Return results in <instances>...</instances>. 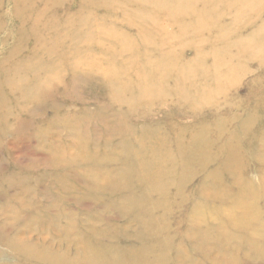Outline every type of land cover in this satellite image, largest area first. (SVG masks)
<instances>
[{
  "label": "rangeland",
  "instance_id": "rangeland-1",
  "mask_svg": "<svg viewBox=\"0 0 264 264\" xmlns=\"http://www.w3.org/2000/svg\"><path fill=\"white\" fill-rule=\"evenodd\" d=\"M185 1L187 2V0L139 1L144 4H139L138 7L142 5L143 8L154 7V9H159L158 15L160 17L166 16L168 20L178 18V22L175 21L163 27L165 31L173 35L167 42L158 39L162 33V22L153 21L155 19L153 16L148 19L147 25L154 28V35L151 32L147 33L152 38L154 36L157 38L155 39V45L145 44L144 38L135 39V43L146 45V51L144 50L141 53L146 55L148 50H154L161 54L162 51L167 50L171 57L173 56L175 62L181 66L192 63L194 67L200 63L205 65L203 69H209L211 72L214 70L217 75L221 70L219 62H215L217 59L226 58L225 66L227 67L230 59H237V61H232L231 64L237 62L233 68L241 66L243 73H239L238 76L233 73L232 77L225 78L227 81L224 82L225 87L223 90L217 87L215 93L211 95L212 98L217 95L214 103L213 101L211 103L199 101L188 105L179 100L181 96L179 93L174 92L170 97V106L162 107L156 101L140 104L141 102L136 101V95L135 97L128 96L131 100L122 103L139 104H135L136 107L133 109L132 107L135 105L127 107L126 105L120 106L123 105L120 104L119 109L116 110L119 113H128L125 124L132 128L131 137L128 138L130 140L125 142L127 145L124 144L125 149L121 144L126 140L122 133L117 132V130L114 131V129L104 131L103 124L94 119V114L98 109L96 103H112L110 100L103 101L101 97L90 98L88 96L89 90H86L84 86L81 87V85L73 88L70 94L65 92L64 95L62 94L63 87L57 88L54 91L57 100H55V95H51L48 97V101H56L60 106L58 111L62 115L81 114L84 117H89L90 122L86 121L89 123V125L86 124L87 130H83V133L79 135L65 132L62 129L64 125L58 124V131L55 130L56 127L51 130V134L54 135L53 140L47 135L40 141L39 145V140L32 139L25 141V143L20 141L15 149L14 145L18 139L11 134L7 135V140H0V178L10 174L16 175L18 172L23 173L25 170L24 179L28 181L24 185L25 193L20 200L26 206L25 209H22L21 204L15 199L8 204L5 201H0V264H88L78 257L79 254L87 252L86 250L84 252L80 251L82 246L79 245L81 240L83 242V235L85 234L92 242L91 244L99 247L98 250H107L108 253L114 256L111 261L101 260L97 263L125 264L122 260L125 256L118 255L117 251L126 248L128 253L130 248L137 245V242L132 238L133 234L140 235L139 219H146L145 221L148 222L151 214L158 215L160 218L164 215L165 228L154 234L147 235L145 233L144 242L159 253L161 249L159 240L167 239L169 241L168 248L160 253L164 257L162 259L163 264H180V259H188L191 256L199 264H210L218 260H221V264H264V256L256 252L257 250L249 252L246 245L239 244V240L244 241L242 234L247 230L231 228L232 226L227 225V223L224 224L227 225L230 240H228L226 234L223 235L224 231L220 230L217 224L212 225V223L211 228H209L210 224L207 228H205L206 226L196 227L193 225L195 223H192V219H189L191 227L205 231L204 240H201L200 243L194 242L191 245L189 240L192 238L187 236L183 237L185 241L181 240L182 243L177 242L180 236L188 230L187 226L189 225H187L188 223L185 224V221L188 220L186 211L195 202H203L202 204L207 205V208L215 209L218 217L230 213L233 216L242 217L245 213L244 210H231L232 207L229 205L234 202L232 198L244 188H249L250 184L258 190V193H264V188L261 187V182L264 181V157L260 156L264 155V144L256 146V142L260 138V131L263 132L264 141L263 121L258 117L251 120L250 128H248L250 135L247 136L248 138H241L240 147H242V151L240 150L235 155L239 160L238 163L228 164L229 167L225 170L220 168V164L225 161L226 156L218 151L222 140L233 133L234 125L241 126L244 123L242 113L245 110L254 109L259 111L261 108L264 109V39L257 46H253L256 49L261 45L260 50L262 52L248 54L246 58L245 56L239 57V55L244 54L241 52L243 50L237 52L236 46L230 43L234 40V35H231L232 31L237 30L239 32L237 37L240 36L241 32L242 38H244L247 33L251 32L252 26L260 27L264 25V0H252L242 7L237 6V0H188L191 4H187ZM76 4L77 0H69L64 10L72 11L76 8ZM0 7L3 16V14L13 9L12 0H0ZM204 8H208V10ZM256 8L262 10V13L255 10ZM253 10L255 11L250 14ZM58 12L56 11L55 15L51 12L48 17H45L49 18L54 15V18L59 21L60 14ZM179 16L185 17L179 19ZM190 16H198L200 23L195 27L189 26V28L185 27L184 24H180L183 21L186 25H192ZM250 17L255 19V22L251 23ZM3 18L5 25L9 27H15L17 24V21L14 20L15 16L6 15ZM209 19L210 22H207ZM119 25L123 27V30L130 33L138 28L136 22L134 25H124L122 21ZM219 28L224 29L222 34H219L220 37L216 36ZM83 29L86 30V27ZM68 30L69 28H66V31ZM56 31H58L57 27ZM180 32L185 35H181ZM5 35H7L6 31L1 33L0 39ZM12 40L14 39H9V41ZM219 42H222L223 47L218 48ZM63 46L69 47L67 43H64ZM260 61L262 62L260 63ZM66 71V68H63L59 73L61 79ZM71 72L77 73L79 77H86L85 75L91 77L106 76V73L100 75L97 70L77 71L72 69ZM130 73H133L136 77V71H130ZM189 74L193 78L192 80L199 82V84L201 80L210 82L214 78L193 70ZM69 81L68 77L65 78L64 85L69 84ZM221 85H223V82ZM202 92L206 91L201 89ZM220 92L221 94L218 95ZM129 98H126V100ZM150 103L154 104L150 105ZM37 105L33 104L30 107L38 108ZM43 105L48 106V108L41 109L34 115L43 116L46 119L51 118L53 115V109L50 107L51 103H41L40 107H44ZM107 109L108 115L112 116L110 122H113L116 120L114 117L115 111H111V106ZM229 110L230 112H228ZM25 112H28V110H25ZM113 112L114 114H112ZM23 115L26 116L25 113ZM43 117L38 120L44 119ZM39 127L37 125L33 133L36 134ZM204 129L207 131L206 137L200 140V145L197 148L203 151V146L207 143L210 144V147L206 149L203 159L200 157L193 158L191 154L197 148L193 150L191 148L192 144L189 145L190 137L191 135L198 136ZM217 129H219V132L216 131ZM248 144H252V148L246 151ZM51 147L57 148V154L52 151L53 148ZM139 148L143 150H138ZM28 152H34L35 155ZM83 152H88V155L85 156ZM133 152H139L138 160H145L154 153V161L158 159L164 167L166 165L165 168L175 170L172 174L161 177L162 182L160 183L163 184V188L160 192H162V201L165 200L166 207L163 204H156L150 214H145L147 212L143 211H140L139 214L138 210L135 211L132 206L124 203L118 206V200L123 198L125 193L107 196L108 190L100 192L95 191L96 188L92 187V184L100 183L102 179H105L103 177H107V173H112L116 178H119L123 174V166L119 163V160L125 154L132 155ZM8 153H12L13 156L8 157ZM15 156L20 158L16 159ZM38 157L49 158L51 162L49 164L46 162L45 164L39 163L40 158ZM170 157L174 160L172 162V159H169L168 163ZM58 158H60V162H58ZM181 160H186V162L184 164L180 163V167L177 168L178 163L174 162H181ZM15 165L17 167H14ZM111 170L113 172H110ZM153 171L154 168H151L149 170L151 173L146 177L147 180L138 182L136 188L144 184L150 185L153 178L156 179L153 181H157L158 177L152 173ZM213 173H216V175H213ZM6 186L7 183L2 187L0 186V194L3 190H6ZM18 190L19 185L14 183L9 191L1 194V197L12 195L15 192L19 193ZM150 191L148 195L151 199L157 200L158 197H161L160 192H156L154 189ZM28 192H31L33 197L30 196V198ZM222 192L228 194L226 199L208 200L209 202L201 201L203 197L210 199L215 193ZM120 196L121 198H119ZM255 201L260 209H258V213L255 212L248 219L264 222V197L260 199L259 196ZM248 202L249 204L255 203L250 200ZM29 205H32L38 211L37 215L30 211V208L28 209ZM113 207L118 208L117 212ZM160 207L165 210H159ZM165 211L167 212L165 213ZM58 212L62 213L58 216L60 217V220H58L60 227L54 219ZM65 215L71 217L70 221H76L72 224L74 231L66 233V236L72 237L75 244L78 243L77 248H59L60 245L57 240L61 227L70 225L64 219ZM89 229H92L95 234L92 235ZM217 234H220V237H217ZM237 237L238 241L234 244ZM226 241L231 243V247L228 249L229 252H227L225 258L233 255L234 263H231L232 258L230 260L218 258L220 253L225 250V245L222 246L220 243ZM178 245L181 247V254L176 251ZM232 247H238V249L235 253L230 254ZM186 251H189V253H186ZM98 253L95 254V258L99 260L101 252ZM53 256L57 259L53 258L54 261H50L49 257ZM150 263L152 262H148V264Z\"/></svg>",
  "mask_w": 264,
  "mask_h": 264
},
{
  "label": "bare ground",
  "instance_id": "bare-ground-1",
  "mask_svg": "<svg viewBox=\"0 0 264 264\" xmlns=\"http://www.w3.org/2000/svg\"><path fill=\"white\" fill-rule=\"evenodd\" d=\"M68 1L69 0H12L13 9L8 13L3 14V16L1 15L2 10L0 7V36L4 31L7 33V35H5L6 38L3 37L0 39V140H7V135H13V137L18 139L14 145L15 149L17 148V143H20V141L25 143L27 140H39V145L40 141H42L47 135L53 140L54 135L51 134V130L56 127L55 130L58 131V124H63L64 126H62V129L65 132H70L72 134L79 135L83 133V130H87L86 124L89 125V117H84L81 114L64 116L58 111L60 106L56 101H48V97L51 95H55V100H57V95L54 91L59 87H63L62 94L64 95L65 92L70 94V92L73 91V88L81 85V87L84 86L86 90H89L88 96L90 98L92 97V99H94L95 97H101L103 101L110 100L112 103H96L98 109L94 114V119L103 124L104 131L114 129V131L117 130V132L122 133L126 138L124 143H121L123 149H125L124 144L127 145L125 142L130 140L128 138L131 137L130 133L132 128L128 124H125L128 113H119L116 110L119 109L120 104H123L120 106L126 105L127 107L139 104L122 103L131 100L128 96L135 97L136 95V101L138 100V102H141L140 104H142V102L149 103L156 101L159 102L162 107L170 106V97L174 92L179 93L181 95L179 100L188 105L190 103L195 104L199 101L202 103H211L213 101L214 103L217 95L214 96V98H212L211 95L215 93L217 87L223 90L225 87L224 82L227 81L225 78L232 77L233 73L237 76L239 73H243V70L240 68L241 66L233 68L237 62L231 64L232 61H237V59H230L228 67L225 66L227 61L226 58L217 59L215 62H219L221 68L217 75V72L214 70L211 72L209 69H203V66L205 65H201L200 63H198L199 65L196 64L194 67L192 66V63H187L181 66L179 63L175 62L173 56L171 57V54L167 50L162 51L161 54H158L154 50H148L146 55L142 54L141 52L146 48L145 44L155 45V39L157 38L156 36L152 38V36H149L147 33L151 32L152 35H154V28L147 25L148 19L153 16L155 18L153 21L162 22V33L158 39L167 42V40L173 37V35L170 34V32L165 31L163 27L172 24L177 21L178 18L168 20L166 16L160 17L158 15L160 10L157 8H143L142 5L138 7L139 4H144L139 2L141 0H111L110 2H107L109 0H77L76 8L72 11L64 10ZM251 1L252 0H237V6L242 7ZM135 2L137 6L136 4L134 5ZM186 3L191 4L188 0ZM204 9L208 10V8ZM255 10L262 13V10L259 8H256ZM50 11L52 14L59 11V21L54 18L55 14L46 18L51 13ZM6 15L15 16L14 20L17 21L15 27L5 25L3 17ZM183 17L185 16H179V19ZM189 18H191L190 21L192 20V25H186L183 21L180 22V24H184L185 27L187 26L189 28V26L195 27L200 23V18H198V16H190ZM249 19L251 23L255 22V19L251 17ZM122 21L124 22V25H134L136 22L138 28L133 31V33L125 31L123 30V27L119 25ZM207 22H210V19ZM56 27L58 28V31H56ZM84 27H86V30L83 29ZM127 27L130 28L129 26ZM66 28H69V30L66 31ZM223 31L224 29L219 28L216 36L220 37L219 34H222ZM263 31L264 25H261L260 27L252 26L251 32L247 33L244 38H242L241 32L240 36L237 37V33H239L237 30L231 32V35H234V40L230 41V43L236 46L237 52L243 50L241 52L244 53L239 55V57L245 56L246 58L248 54L252 55L255 52H262V50H260L261 45L256 49L253 46H257L263 41ZM180 34L185 35L181 32ZM145 35H147V37H145ZM12 38L14 40L9 41V39ZM140 38L145 39L144 45L135 43L134 40ZM64 43H67L69 47H64ZM220 47H223L222 42H219L218 48ZM261 62L262 61H260V63ZM213 66L215 65L213 64ZM63 68H66L67 71L61 79L59 73H61ZM72 69L77 71L97 70L100 75L106 73V76L91 77L85 75L86 77H79L77 73L75 74L71 72ZM191 70L199 74H206L209 77L213 76L214 78L210 82L201 80L199 84V82L197 83L192 80L193 78L189 74L191 73ZM130 71H136V77H134V74L130 73ZM67 77L70 79L69 84L64 85L63 81ZM222 82L223 85H221ZM201 89L206 92L201 93ZM221 92L218 95H220ZM126 98L129 99L126 100ZM41 103H51L50 107L53 109V115L51 118L46 119L43 116L34 115L41 109L48 108V106L44 105V107L41 108ZM33 104H38L37 106L39 107H30ZM153 104L154 103H150V105ZM110 106L113 109H111V111H115V114L114 112L112 113L116 118L113 122H110L112 116H109L106 112L108 110L107 108ZM135 107L136 105L133 106L132 109ZM25 110H28V112H25ZM259 111L254 109L245 110V112L242 113L244 123L241 126L235 124L234 126L236 128L234 127L233 133H230L229 137L222 140L218 147V151L223 153L226 156V159L220 164V168L225 170V168L229 167L228 164L234 165L239 162L235 155L242 149V147H240L241 138H246L250 135L248 128H250L251 120L258 117L264 123V109L261 108ZM228 112H230V110ZM23 113H25L26 116H24ZM40 117H43L44 119L38 120ZM34 123L36 124L35 126L33 125ZM37 125L40 127L37 128L38 132L35 134L33 132ZM30 130L33 131L29 132ZM216 131L219 132V129ZM220 132L222 133L223 131ZM206 134L207 131L204 129L198 136L191 135L189 145L192 144L191 148H193V150L200 145V140L204 139ZM259 137L256 146L264 144L262 131H260ZM209 147L210 144L207 143L203 146V151H200L197 148L196 151L192 152L191 156L193 158L200 157L203 159L205 157V151ZM251 148L252 144H248L245 150L249 151ZM138 150L143 149L139 148ZM52 151L57 154L58 150L57 148H53ZM28 153L35 155L34 152ZM84 154L87 156L88 152H85ZM7 156H13V154L8 153ZM138 156H140L139 152H133L132 155L125 154L124 157L119 160V163L123 166V174L119 178H116L112 173H107L108 176L103 177L105 179L101 178L102 180L100 183L92 184V187L96 188L95 191L100 192L108 190L109 192L107 196L125 193L123 198H121V196L119 197L121 199L118 200V206H121L122 203H124L132 206L135 211L138 210L139 214L141 213L140 211L147 212L145 214H150L156 204L166 205L165 200L162 201L163 196L162 192H160L163 188V184L160 183L162 182L161 177L172 174L175 170L173 171L172 168H165L166 165L164 167L158 159H155L154 161V153L151 155L152 158L150 156L145 160H138ZM260 156L264 157V155ZM15 158L17 159L20 157L15 156ZM38 158H40L39 163L42 164H45V162L49 164L51 162V159L49 158ZM169 159L171 160L172 158H168V163L170 161ZM173 160L174 159H172V162ZM60 161V158H58V162ZM53 162L55 163V161ZM185 162L186 160H181V162L176 161L174 163H178L177 168H179L180 163L184 164ZM14 167L17 166L15 165ZM151 168H154L152 173L157 175L158 180L153 181L155 179L153 178L151 179L150 185L144 184L141 185V187L136 188L138 182L147 180L146 177L151 173L149 172ZM20 171L23 172L22 170ZM110 172H113V170ZM24 173L25 170L23 173L18 172L16 175L10 174L0 178L1 187L7 183L6 190H3L1 194L9 191L14 183L19 185V193L15 192L12 195H6L4 197H1L0 194V201H5L8 204L11 200L15 199L21 204L22 209H25L26 206L20 202L21 196L25 193L24 185L28 182L24 179ZM213 175H216V173H213ZM261 187L264 188V181L261 182ZM153 189L156 190V192H160L159 194L161 197H158L157 200L151 199L148 195L151 192L150 190ZM31 194V192H28L29 197ZM227 196L228 194L225 192L215 193L210 199L202 196L203 199L201 201L222 200L226 199ZM259 196L260 199L263 198L264 193H258V190L253 188L250 184L249 188H244L232 198L234 202L229 205L232 207L231 210H244L245 213L242 217L233 216L231 213L223 214L218 217L215 209L207 208V205L202 204L203 202H195L186 211V217L188 220L185 221V224L188 223L187 225L189 226H187V231L189 232L186 231V233L180 236L179 241L177 242L182 243L181 240L185 241L183 237L187 236L192 238L191 240L187 239L191 241V245L194 244V242L200 243L201 240H204L205 231H200L195 227H191L189 221L192 219L191 221L192 223H195L193 225L196 227L206 226L205 228H207L208 224H210L209 228H211L212 223V225L217 224L220 230L224 231L223 235L226 234L228 240H230V235L227 233V225L232 226L231 228L234 229L242 228L247 230L242 234L244 241L239 240V244L246 245L248 248L247 251L249 252L257 250L256 252L264 256V222L248 219L255 212L258 213V209H260L255 201ZM249 200L252 202L254 201L255 203L249 204ZM113 208L117 212L118 208ZM28 209L37 215L38 211H36L32 205H29ZM159 210L164 211L165 209L160 207ZM166 212L167 211H165V213ZM61 214L62 213L58 212L55 217L53 216L57 222L60 220V217L58 216ZM64 219H66L70 225L61 227L57 240L60 245L59 248H75L78 243L75 244L72 237L66 236V233L74 231L72 224L76 221H70L71 217L68 215H65ZM149 219L148 222L145 221L146 219H139L140 235L133 234L132 238V240L137 242V245L130 248L128 253L126 248L117 251L118 255L125 256V258L122 259L125 264H148V262H152L150 264H163L162 259L164 257L161 256L160 253L168 248L169 241L167 239H163V241L159 240V242H161V249L160 252L157 253L156 249H151L150 246L144 242V237L146 235L145 233L149 235L163 230L165 228L164 222L166 221L164 220V215L160 218L158 215L155 216V214H151ZM224 223H227V225ZM89 232L92 235L95 234L92 229H89ZM85 236L86 234L83 235V242L81 240V243L79 244L82 247L78 246L80 247V251L84 252L86 250L87 252L78 255L80 260H83L88 264H100L97 262L101 260H112L114 257L113 254L108 253L107 250H98L99 247L95 246V244H91L92 242H90L88 236ZM216 236L220 237V234H217ZM237 241L238 237L234 244ZM220 244L222 246L225 245V250L220 253L218 258L222 260H230V258H232L231 263H234L233 255L225 258L227 252H229L228 249L231 247V243L226 241L221 242ZM180 248V245H178L176 250L178 254H181ZM237 249L238 247H232L230 249V254L235 253ZM216 251L219 253L217 249ZM98 252H101L99 260L95 258V254H99ZM186 253H189V251H186ZM53 258L57 259V257L53 256L49 257V260L54 261ZM180 262V264H199L198 261L193 259V256L188 259H180ZM220 262L221 260H218L210 264H221L222 262Z\"/></svg>",
  "mask_w": 264,
  "mask_h": 264
}]
</instances>
